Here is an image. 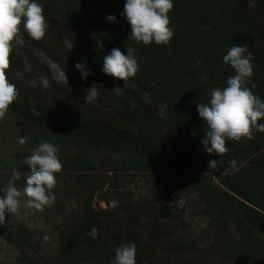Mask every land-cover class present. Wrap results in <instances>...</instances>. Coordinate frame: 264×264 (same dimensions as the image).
I'll use <instances>...</instances> for the list:
<instances>
[{
  "label": "trees",
  "instance_id": "obj_1",
  "mask_svg": "<svg viewBox=\"0 0 264 264\" xmlns=\"http://www.w3.org/2000/svg\"><path fill=\"white\" fill-rule=\"evenodd\" d=\"M247 1L173 0L171 42L144 45L131 38L121 15L126 0H37L49 23L44 46L86 63L91 75L69 83L76 92L91 88L97 94L91 104L74 92L59 105L20 96L10 105L5 117L37 137H19L26 140L17 143L22 148L0 139V147L12 148L10 160H0V188L15 168L22 190L30 172L25 159L48 142L59 149L63 165L55 197L61 190L72 193L74 205L51 231L55 244L46 250L42 232L14 223L6 213L0 238L16 254L10 264H111L115 248L129 242L137 248L136 264H264V133L253 129L252 139L229 140L225 155H210L201 143L208 127L197 112L214 88L226 87L236 74L223 56L244 42L254 66L248 87L254 83L252 91L264 100V0H253V9ZM108 15L115 22L106 21ZM98 42L104 55L115 47L125 53L133 48L137 74L126 82L105 75ZM10 60L14 64L13 54ZM175 140L187 149L174 148ZM212 159L223 163L209 170ZM134 175L147 182L149 195L134 197ZM120 176L130 180L122 183ZM170 181L175 185L168 188ZM190 193L203 206L202 243L204 238L182 235L186 221L176 214L178 201ZM112 199L119 202L115 210L108 206ZM92 226L100 233L96 239L86 235Z\"/></svg>",
  "mask_w": 264,
  "mask_h": 264
},
{
  "label": "clouds",
  "instance_id": "obj_2",
  "mask_svg": "<svg viewBox=\"0 0 264 264\" xmlns=\"http://www.w3.org/2000/svg\"><path fill=\"white\" fill-rule=\"evenodd\" d=\"M173 6V0H126L121 15L131 27V38L144 45L152 42L156 45H168L174 35L168 16ZM43 13V5L37 0H0V120L5 118L10 105L19 97L16 85L11 83L6 75V70L10 67L13 42L18 40L21 26L31 39H43L49 27ZM115 20L113 15L106 16L108 22ZM98 47L102 50L103 44L98 42ZM252 60L247 42L242 46L232 45L223 56V62L229 64L236 74L227 78L226 87L214 88L211 91L208 104L197 105L198 115L208 127L201 143L210 155H225L229 151L226 146L229 140L238 142L242 138L252 139L253 129L264 133V123H258L264 119V100L252 91V88H255L254 83L251 88L248 87L253 75ZM75 68L81 73L82 80L91 75L86 69V63L78 62ZM138 70L139 65L133 48H128L125 53L115 47L103 57L102 71L112 78L126 82L134 77ZM61 73L66 79L64 69ZM86 91L88 94L85 99L88 102L96 93L91 91V88ZM32 111L39 116L34 108ZM25 142L26 140L21 138L20 143ZM58 151L55 145L48 142H43L31 150V154L25 159L30 172L26 175V186L22 190L16 186L21 174L15 168L12 170L7 186L0 188V192L4 193L0 197V225L6 222V213L17 214L22 206L42 210L44 206L54 203L56 174L63 168L57 155ZM222 163L217 159L209 160L208 169L215 170ZM229 163L235 167V161ZM21 197L27 198L26 203H22ZM118 203V200L112 199L108 206L115 210ZM99 234L95 226L86 233L93 239ZM136 253L134 242L121 243L114 250L111 264H136Z\"/></svg>",
  "mask_w": 264,
  "mask_h": 264
},
{
  "label": "rangeland",
  "instance_id": "obj_3",
  "mask_svg": "<svg viewBox=\"0 0 264 264\" xmlns=\"http://www.w3.org/2000/svg\"><path fill=\"white\" fill-rule=\"evenodd\" d=\"M252 1L253 0L247 1V7L250 9H253L254 7ZM96 48L99 49L98 46ZM54 49L55 47L50 48L48 46H44L43 40L36 41L31 39L21 26V32L18 40L13 42L12 54L14 64L10 60V67L6 70V75L9 81L16 85L20 97H25L26 99L34 101H48L59 105L64 102V98H72V93L74 92L77 96L79 93L80 95L84 93L83 98L85 99L88 94L86 91L87 88L81 92H76L69 83L70 80H73L74 82L82 81L81 73L75 68L76 63L70 61L67 54L61 55L60 51L57 54ZM99 50L103 53V50ZM60 64L62 68L59 67ZM62 69H64L67 81L61 73ZM94 83L96 85L97 82L94 81ZM97 87L98 86L96 85V88ZM105 93H100L102 99L108 100L109 96ZM95 98L96 95L88 101L87 104L93 103ZM13 124H15V126ZM20 124L18 125L17 119L15 120L12 117H5L3 120H0V139L8 142V146L10 147H23L18 145L20 144L19 137H23L25 135L37 137V133L32 134L31 129L27 125L23 123L21 125ZM13 129L17 130V134L13 135L11 139H8L7 137L13 132ZM41 143L43 142L41 141L39 145ZM172 145L174 148H180L181 150L187 149L186 144L180 140H175ZM11 150L12 148L8 150V148L0 147V160H3L4 162L9 161L10 158L6 156V154H9L10 156ZM121 176L120 181L122 183H126V181L128 182L130 180L127 177L121 178ZM56 181V187H59L62 183H59L57 178ZM129 185L134 197L137 198L149 195L146 191L148 185L144 179L135 177L134 175V178H132ZM174 185V181H170L165 184L168 188H171ZM70 191L73 192L72 189ZM1 195L3 196L4 193ZM26 200V197H21L22 203H26ZM100 205L103 206L102 203ZM73 209L74 205L72 193L67 194V192H63L61 190L59 199L55 197L54 203L44 206L42 210L22 206L17 214H10V217L13 222L18 225H24L27 228L36 229L42 232V239L44 242L43 245L46 250L48 249V246H54L55 244L53 240L54 235L51 234V231L53 228L58 227L63 219H65V213L70 212ZM202 209L203 206L198 202L196 196L192 193L178 201L176 205V214L185 218L186 229L182 228V235L187 234L185 236L186 239L192 240L205 237V222L199 215V210ZM205 240L206 238L199 241L202 243L205 242ZM15 257V252L0 238V262L10 264L14 261ZM167 260L169 261V259Z\"/></svg>",
  "mask_w": 264,
  "mask_h": 264
}]
</instances>
